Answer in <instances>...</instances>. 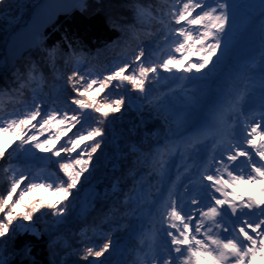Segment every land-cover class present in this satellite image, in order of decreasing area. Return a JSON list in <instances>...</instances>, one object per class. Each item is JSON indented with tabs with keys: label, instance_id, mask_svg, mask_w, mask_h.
Here are the masks:
<instances>
[{
	"label": "snow or ice",
	"instance_id": "snow-or-ice-1",
	"mask_svg": "<svg viewBox=\"0 0 264 264\" xmlns=\"http://www.w3.org/2000/svg\"><path fill=\"white\" fill-rule=\"evenodd\" d=\"M5 2L0 0V6ZM62 7L66 6H44L49 18ZM238 7L236 0H168L160 10L162 28L154 41L155 48L166 50V59L153 61L152 50L142 42L120 63L100 71L83 67L77 58L66 76L74 95L63 110L51 106L56 101L45 110L49 101L34 95L27 111L17 109L0 115V159L7 156L11 161L29 155L51 161L59 169V174L43 169L33 174L30 168L18 171L11 163L3 169L9 185L0 194V239L17 234L39 238L37 214L50 215L56 225L64 222L91 174L109 118L122 113L128 100L125 92L132 91L164 126L163 146L144 153L139 162L148 165L149 175L154 173L158 184L166 188L162 191L157 187L145 200L141 178L140 187L123 202L130 208L125 215H135L142 204L151 205L152 231H143L141 226L137 232L132 225L112 221L129 228L147 248L139 264H256L258 260L264 264V185L259 195L237 191L245 183L264 180V92L258 110L245 111L246 91H230L226 104L212 109L200 124L195 123L200 97L188 95L179 115L159 97L151 98L150 86L161 78L181 81L178 87L191 81L205 91L210 88V77L257 20L255 4L244 5V12ZM137 15L143 18L146 12L137 6ZM258 18L264 48V0H260ZM34 38L41 47L43 38L38 29ZM64 40L71 60L75 49L67 37ZM58 48L59 42L44 49L46 57L54 61ZM35 71L36 66H30L29 79ZM164 73L171 76L164 77ZM234 75L248 91L255 87L256 81L244 64L237 65ZM259 86L264 89V75ZM89 113L94 114V120L85 127L82 121L88 120ZM78 125L80 128L73 132ZM174 158L184 165L192 161L183 171L194 170V175L182 188L177 187L179 176L176 181L169 180ZM193 186L195 191L189 194ZM37 192L44 195L37 197ZM113 230L101 233L103 242L98 246L85 242L80 259L87 264H105V254L115 245ZM24 251L30 252L27 244ZM0 264H7L2 253Z\"/></svg>",
	"mask_w": 264,
	"mask_h": 264
},
{
	"label": "trees",
	"instance_id": "trees-1",
	"mask_svg": "<svg viewBox=\"0 0 264 264\" xmlns=\"http://www.w3.org/2000/svg\"><path fill=\"white\" fill-rule=\"evenodd\" d=\"M23 1L6 0L0 6V16L4 17L10 12L8 18L16 17L18 12L23 15L22 10L26 6ZM140 3L147 5L145 8L139 6L148 10L149 15L145 22L135 13ZM164 4L163 0H80L71 12L58 16L51 26L45 28L41 34L43 45L37 47L35 39L29 50L13 62L10 70L0 75V80L7 76L24 78L28 68L35 65L36 69L42 72L41 75L43 74V86L41 89L39 87L36 89L37 95L49 101L44 108L49 107L51 98H54L56 104L51 106L63 110L69 103V97L74 95L67 86L66 76L72 64L77 62V58L83 67L100 71L106 66L120 63L140 42L146 49L152 50L150 58L153 61L159 62L167 58L166 50L160 51L154 45L162 28L159 16ZM134 6L136 7L132 10ZM27 8L30 9V6L27 5ZM20 9L22 10L19 11ZM7 24V20L5 23L0 22V52L1 43H3L2 35L8 33L10 28L9 24L5 30L4 26ZM64 37L68 38L75 49L71 60L68 59L69 49ZM57 42H59V48L53 61L46 57L44 49H51ZM26 55L30 56V61ZM163 76L170 77L171 74L164 73ZM174 80L176 79L161 78L154 87L150 86L152 87L151 98L155 100L159 97L168 107L169 101L165 96L169 94V91L166 87L171 82L174 83ZM31 92L30 87L24 89L21 93L22 101L26 102ZM125 94L128 97L125 107L122 113L109 118L101 149L94 157L91 174H86L88 180L83 183L64 222L58 224L55 229L52 227V217H45L39 222L38 218L42 214H37L36 228L40 232L39 238L29 234L13 235L6 250L7 264H87L80 259L85 242L88 246L92 244L98 246L103 242L101 233L108 232L110 228L114 229L111 234L115 245L109 253L105 254L103 258L105 264H139V258L144 256L147 248L139 242L129 228L118 227L112 221L119 220L121 224L132 225L137 232L141 230V226L143 231H152L149 216L152 206L142 204L135 215H125L130 212V208L123 202L126 195L128 197L134 195L133 190L140 187L138 181L141 178L144 179L145 200L149 199V193H155L156 188L161 187L155 174L149 175L151 168L139 161L144 153L163 146L164 127L161 125L162 120L142 103L138 93L126 91ZM182 99V102L177 99V105H184L187 102L186 98ZM175 105L173 103V106ZM93 120L94 114L89 113L88 120L82 123L87 127ZM79 128L78 125L73 132ZM21 156L11 161L5 156L0 159V165L6 160L7 166L9 163H14L20 171L30 168L31 171L35 169L40 173L43 169L45 172L56 171L59 174L55 163L51 161L45 165L34 164ZM2 172L3 169L0 166V194H4L8 188L7 180ZM177 173L178 171H175V175ZM81 198L86 201L89 199L86 206L81 202ZM93 230H96L95 234ZM87 237L91 239L86 241ZM3 243L6 242L3 241ZM26 244L30 248L28 253L24 251ZM0 248L3 249L2 246ZM1 253L3 256L6 255L4 251Z\"/></svg>",
	"mask_w": 264,
	"mask_h": 264
},
{
	"label": "rangeland",
	"instance_id": "rangeland-1",
	"mask_svg": "<svg viewBox=\"0 0 264 264\" xmlns=\"http://www.w3.org/2000/svg\"><path fill=\"white\" fill-rule=\"evenodd\" d=\"M38 0H24L23 3L25 2V8L22 10L20 9L19 11H23L24 14L21 15L19 12L17 13L16 17H12V18H8L10 16H8L10 13H8L7 15L0 16V22L1 23H5L7 20V25L4 26L5 30L8 27V25L10 24V28H8V33H4L3 36V43H1V47L2 50L0 52V74L3 73L4 71H6L7 68H9V64L7 65L6 62V57L4 54V48H5V44L7 41V38L14 32L15 28L17 27H21V26H25L28 23V19H29V13L31 8L37 4ZM40 1V0H39ZM38 1V2H39ZM80 0H78L79 2ZM165 4L168 2V0H164ZM237 4L240 6L238 7V11L239 12H244L247 11V9L244 8V5H248V4H255L257 6L256 8V15H257V20L255 21V24L252 28H250L242 37V39L235 44L229 51L228 56L224 59V61L222 62V64L220 65V67L218 68L217 72L215 74H213L212 77H210V88L207 89L206 91L198 86L195 85V82H191V81H186L183 83V87H178V85L181 84V81H177L174 80V83H170L169 86H167V90L169 91V94H167L166 100L169 101V106L168 108L170 110H172L174 113H176L177 115L180 114L183 105H177V99L180 100V102L183 101L182 98H186L188 95H195L197 97L201 98V107L198 111L197 114V119L195 121L196 124H200L201 122L205 121L208 117H209V113L212 109H214L215 107H218L224 103L219 102L220 99L223 98L226 99L227 95L230 91H239L244 89L246 91V100L244 103V109L248 108V106L251 107L248 110H258L259 108V104H260V97L262 95V92H264V89H261L259 86V79H254L256 80V85L254 88H252L250 91H248L246 89L245 83L238 79L235 75H234V70L237 68L238 64H244L249 72V74L253 77L256 78V76L258 75L259 77H261L262 75H264V55H262V51H264V48H262V38H261V33L259 30V4H260V0H236ZM77 2V3H78ZM164 4V5H165ZM27 5L30 6V9L27 8ZM164 5L162 7H164ZM197 11H199V9H197ZM8 16V17H7ZM142 20V18H140ZM144 22L147 20V16L145 15L143 17ZM2 39V37H1ZM35 41V38L33 39V42ZM29 50V49H28ZM262 57V58H261ZM185 60H187V57H185ZM13 64V62L11 63V65ZM16 69V68H15ZM9 70V69H8ZM64 72V70H63ZM41 74V73H40ZM43 74L41 75V79H43ZM28 77V75H27ZM16 78H12V80H15ZM26 80H28L26 78ZM33 82H39L40 83V78L38 75H34L32 76V78L30 79ZM33 86V85H31ZM240 86H243L240 87ZM240 87V88H239ZM38 87H32L31 90H36ZM258 88H260V90H258ZM170 99L172 102H170ZM173 103H175L176 105L173 106ZM31 104V103H30ZM73 107H75L73 105ZM48 107H45V110H47ZM3 112L0 113V115H5V114H9V113H13L16 112L17 110L15 109V107L11 106V107H3L1 109ZM21 111H27L28 108H22L20 109ZM82 122H86V121H82ZM162 127L163 126V122H161ZM45 134L44 136H41V139L46 138ZM27 147V146H25ZM40 155H44V154H40ZM21 157H24L27 161L29 162H34V164H40L43 163V165L47 164L48 162H43L40 160H37L29 155H22ZM55 159V158H54ZM203 159V156L202 158ZM176 161V162H175ZM192 164V161L189 160ZM172 162L175 164V168L174 171H177V166L179 167V171L177 173V175L173 176L170 181H176L177 176H179V180L177 181V187L178 188H182L183 184L187 183L188 180L190 178L193 177V170H190L188 173H184L183 169V165L181 163V161L178 158H174L172 160ZM6 160L2 162V164L0 165L2 169L7 168V164H6ZM6 164V165H5ZM18 171H20V168L14 164L11 163ZM188 164L187 165H191ZM173 165V164H172ZM184 165V166H187ZM174 167V165H173ZM172 167V169H173ZM55 168L58 169V166L55 164ZM47 169V167H46ZM171 169V170H172ZM49 170V169H47ZM59 170V169H58ZM3 173V172H2ZM33 174H38L40 173V171H36L35 169L32 171ZM8 175H11V172L8 173ZM4 176L6 178V175L4 173ZM7 180V178H6ZM9 185V181L7 180V186ZM243 187H248L250 190L254 191L253 193L255 195H259V192L256 189V185L254 186V184L251 183H245L242 185ZM23 187V185H22ZM166 188V186H161V190L163 191ZM239 189V188H238ZM195 191V186H193L190 189V193ZM35 196H42L44 194H38L35 193ZM27 202V200H26ZM81 202L84 203V206H86V204H88L89 199L86 201L85 199L81 198ZM45 217H51L50 215H46V214H42L40 218H38V221L41 222L42 219H44ZM52 227H54L55 229L58 227V225H52ZM10 238V239H9ZM13 238V235H9V237L7 239H0V247L2 246V248H0V253L1 251H4L6 253V255L4 256V258H7L8 253L6 252V250L8 249V244L11 241V239ZM3 241H5L6 243L4 244ZM158 242V241H157ZM148 243V242H147ZM145 243V244H147ZM10 258V257H9ZM256 264H261V262L258 260L256 261Z\"/></svg>",
	"mask_w": 264,
	"mask_h": 264
},
{
	"label": "water",
	"instance_id": "water-1",
	"mask_svg": "<svg viewBox=\"0 0 264 264\" xmlns=\"http://www.w3.org/2000/svg\"><path fill=\"white\" fill-rule=\"evenodd\" d=\"M77 1L78 0H40L35 4L31 9L28 23L25 26L18 27L7 38L4 54L9 68L11 63L19 59L21 54L30 47L37 29L39 33H41L46 27L52 24L58 15L62 16L71 12ZM53 4H61L66 7L56 8L49 18L48 10L45 9L44 6ZM9 68H7L5 72H7Z\"/></svg>",
	"mask_w": 264,
	"mask_h": 264
},
{
	"label": "bare ground",
	"instance_id": "bare-ground-1",
	"mask_svg": "<svg viewBox=\"0 0 264 264\" xmlns=\"http://www.w3.org/2000/svg\"><path fill=\"white\" fill-rule=\"evenodd\" d=\"M137 6H142L144 8L147 7V5L144 3H140ZM135 7L136 6H134L132 8V10ZM144 10L146 12V16L148 17V15H149L148 10H146V9H144ZM135 13L137 15V8L135 9ZM142 21H144L143 18H142ZM27 73H28V71H27ZM34 75L35 76L37 75L36 71L33 73V76ZM11 79H12V77L7 76V77H2L0 80L1 81V83H0V113L3 112L1 109L6 104H11V106L14 105L13 107H15L16 110L22 109V108H27V105H30V103L32 102V97L34 95H37V91L34 89V90H32L31 95L28 98V100L26 102L22 101L21 93L24 91V89L28 88L32 84H30L27 80L18 79L17 77H16L14 83H12ZM30 81H32V80H30ZM35 86H38L41 89V87L43 86V81H40V83L38 82L37 84H35ZM51 101H54V98H51ZM7 102H9V103H7Z\"/></svg>",
	"mask_w": 264,
	"mask_h": 264
}]
</instances>
